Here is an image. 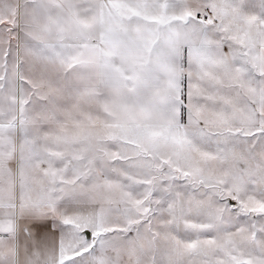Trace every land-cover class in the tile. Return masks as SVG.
I'll return each instance as SVG.
<instances>
[{
	"label": "snow or ice",
	"instance_id": "obj_1",
	"mask_svg": "<svg viewBox=\"0 0 264 264\" xmlns=\"http://www.w3.org/2000/svg\"><path fill=\"white\" fill-rule=\"evenodd\" d=\"M0 264H264V0H0Z\"/></svg>",
	"mask_w": 264,
	"mask_h": 264
}]
</instances>
